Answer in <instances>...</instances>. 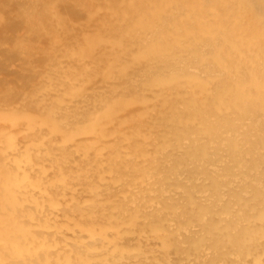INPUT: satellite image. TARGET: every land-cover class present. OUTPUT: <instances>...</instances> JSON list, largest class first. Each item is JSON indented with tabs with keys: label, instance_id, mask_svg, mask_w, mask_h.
Wrapping results in <instances>:
<instances>
[{
	"label": "bare ground",
	"instance_id": "6f19581e",
	"mask_svg": "<svg viewBox=\"0 0 264 264\" xmlns=\"http://www.w3.org/2000/svg\"><path fill=\"white\" fill-rule=\"evenodd\" d=\"M0 264H264V0H0Z\"/></svg>",
	"mask_w": 264,
	"mask_h": 264
}]
</instances>
